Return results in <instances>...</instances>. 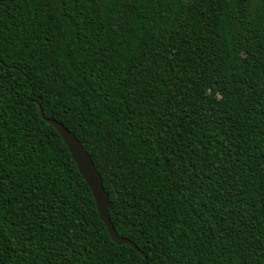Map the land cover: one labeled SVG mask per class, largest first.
I'll return each instance as SVG.
<instances>
[{"label":"trees","instance_id":"16d2710c","mask_svg":"<svg viewBox=\"0 0 264 264\" xmlns=\"http://www.w3.org/2000/svg\"><path fill=\"white\" fill-rule=\"evenodd\" d=\"M0 264H264V0H0Z\"/></svg>","mask_w":264,"mask_h":264},{"label":"water","instance_id":"95a60500","mask_svg":"<svg viewBox=\"0 0 264 264\" xmlns=\"http://www.w3.org/2000/svg\"><path fill=\"white\" fill-rule=\"evenodd\" d=\"M37 108L40 119L55 130L66 146L78 173L88 186L95 203L98 218L104 225L109 238L116 245H126L139 255L144 256L142 251L132 241L117 235L112 226L108 215V209L110 208L108 195L103 188L101 177L94 166L91 156L83 149L81 142L61 123L45 117L38 104Z\"/></svg>","mask_w":264,"mask_h":264}]
</instances>
